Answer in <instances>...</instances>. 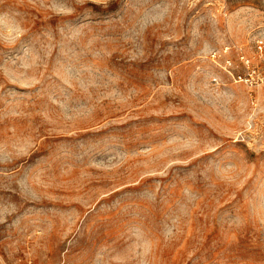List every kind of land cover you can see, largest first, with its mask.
<instances>
[{
	"label": "rangeland",
	"instance_id": "1",
	"mask_svg": "<svg viewBox=\"0 0 264 264\" xmlns=\"http://www.w3.org/2000/svg\"><path fill=\"white\" fill-rule=\"evenodd\" d=\"M0 264H264V0H0Z\"/></svg>",
	"mask_w": 264,
	"mask_h": 264
}]
</instances>
